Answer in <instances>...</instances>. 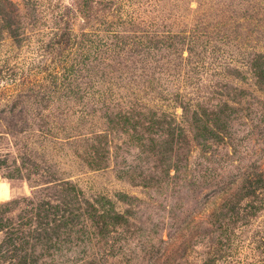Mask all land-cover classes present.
Instances as JSON below:
<instances>
[{"label": "rangeland", "instance_id": "374dc122", "mask_svg": "<svg viewBox=\"0 0 264 264\" xmlns=\"http://www.w3.org/2000/svg\"><path fill=\"white\" fill-rule=\"evenodd\" d=\"M0 178V264H264V0H0Z\"/></svg>", "mask_w": 264, "mask_h": 264}, {"label": "trees", "instance_id": "16d2710c", "mask_svg": "<svg viewBox=\"0 0 264 264\" xmlns=\"http://www.w3.org/2000/svg\"><path fill=\"white\" fill-rule=\"evenodd\" d=\"M199 106V105H197ZM262 169L263 165L258 166ZM263 170V169H262ZM250 175L247 174L246 172H243L242 175L238 177L235 176L233 181H230V183H227V188L232 189V184L235 182L240 181L241 183H246L247 184V179H251L253 177H249ZM243 177H246L245 179ZM238 178L242 180H238ZM250 185L249 181L246 186ZM225 188V187H224ZM222 189V193L226 195L228 193V189ZM246 190L245 186L241 188L240 191H238L236 194H231L232 196L226 197L224 203L218 207L220 209V212L217 214L214 213L211 215L212 217V225L215 226L216 230V245H219V249L222 250L223 247H226L230 242H231V236H235L234 229H237V224L241 221V211L236 210V206L240 204V198L241 196H247L244 191ZM226 193V194H225ZM187 229L191 230L192 227H190V224L187 226ZM185 235H183L184 237ZM230 245V244H229ZM163 251V257H156L155 255H152L153 257L156 258V260L149 261L147 264H168L169 261H173V251L172 248L166 249V247L160 248ZM177 251V250H175ZM152 257V258H153ZM163 260H160L162 259ZM160 260V261H159ZM170 264V263H169Z\"/></svg>", "mask_w": 264, "mask_h": 264}, {"label": "crops", "instance_id": "0c3cea01", "mask_svg": "<svg viewBox=\"0 0 264 264\" xmlns=\"http://www.w3.org/2000/svg\"><path fill=\"white\" fill-rule=\"evenodd\" d=\"M11 193V190L7 183L0 178V201L6 198Z\"/></svg>", "mask_w": 264, "mask_h": 264}]
</instances>
